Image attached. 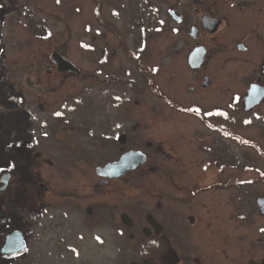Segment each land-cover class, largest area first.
Listing matches in <instances>:
<instances>
[{
  "label": "flooded vegetation",
  "instance_id": "1",
  "mask_svg": "<svg viewBox=\"0 0 264 264\" xmlns=\"http://www.w3.org/2000/svg\"><path fill=\"white\" fill-rule=\"evenodd\" d=\"M96 1L90 0V15L97 20L90 26L97 38L91 43L89 65L73 61L56 47L52 52L69 59L75 69L59 70L50 52L41 76L26 85L32 92L28 104H0V140L6 138L10 166L0 168V264H48L51 253L58 256L66 249L73 254L64 261L71 262L82 245L91 250L92 244L76 243L72 237L78 226L79 230L95 226L85 224L80 206L84 210L89 206L91 220L98 218L95 210L106 206L108 221L99 223L109 224V201L96 198L108 192L107 182L126 180L146 166L154 175L149 195L155 209L151 207L153 215L145 216L151 224L140 227V239L148 241L153 236L161 257L173 246L172 264H216L213 248L228 245L229 231L237 230L239 240L248 239L249 248L253 244L257 248L255 255H247L245 264H264V0ZM22 2L14 0L11 12L21 4L45 5L48 10L63 4V0ZM28 19L23 25L37 40L48 38L45 27ZM34 71L28 68L27 74ZM68 79L77 81V89L68 95L72 102L56 108L55 99L50 98ZM78 94L91 100L89 114L81 101L76 103ZM141 103L151 125L145 146L136 142L138 122L130 117V107ZM110 107L120 120L101 122V111L108 112ZM20 111L28 116L26 128L32 139L31 145L22 143L30 149L23 166L32 168L41 155L39 150L32 155L33 134L38 133L33 126L43 119L41 134L46 136L38 144L44 151L53 150L55 169L65 181L75 171L88 172L86 192L80 189V179L71 187L60 186L39 180L33 170L16 167L24 157L14 147L18 131L10 118ZM63 112L81 115V126L74 122L60 127L56 113ZM35 113L45 119H34ZM121 120L131 124L123 126ZM81 134H91L92 146H102L110 157L93 162L89 167L93 172L80 163L60 171L53 146L58 141L78 146L88 138ZM137 150L146 160L136 168L116 178L96 173L97 166ZM42 222L46 228L39 233L35 226ZM46 233L41 262L32 242ZM212 235L218 239L214 241ZM148 247L149 241L143 242L144 252L149 253Z\"/></svg>",
  "mask_w": 264,
  "mask_h": 264
},
{
  "label": "rangeland",
  "instance_id": "2",
  "mask_svg": "<svg viewBox=\"0 0 264 264\" xmlns=\"http://www.w3.org/2000/svg\"><path fill=\"white\" fill-rule=\"evenodd\" d=\"M91 1L94 3L96 0ZM13 2L14 0H0V104H22L23 106L27 105L29 99L32 98V92L26 89V85H28V82L30 81L35 82L36 76H41L46 63L48 62V55L56 47H59L73 61L78 62L83 66L89 65L88 58L92 49L91 43L96 42L97 38L94 34V27L92 25L90 26V24H94L96 16L90 15V0H63V4L49 10L45 5L41 6L39 4L38 6H30L28 2L31 3V0H23L25 4H29L28 7L26 5L22 7L23 5L21 4L20 6L19 4L18 6H20V8L14 13L11 12V9L13 8L11 4H13ZM96 3L98 4V1H96ZM61 5H63V10L60 7ZM28 14H30L29 17ZM27 18H29L28 20L30 21L38 23L41 29L42 27H45L44 30L46 29L50 34L48 38L45 36L44 38L46 39L41 38V40H37V38L33 36L34 34L23 25L27 24L23 23ZM105 18L109 19V16L106 15ZM108 56L109 55H107V57ZM32 67L35 68V74H27V69ZM76 82L77 81L73 79L65 80L62 89L56 91V93L50 98L55 99L54 106H56V108L57 106L62 108L64 103L72 102L71 97L68 95L74 93V90L77 89ZM20 84L23 86H20ZM103 88L104 87H102V89ZM103 90L105 92V89ZM21 92L25 94L22 95ZM60 93L62 94L60 95ZM99 95H101V89H99ZM78 96L80 100L76 99V103H80L81 101L85 108V114H89L92 110L91 100L83 94L82 96L78 94ZM38 101L42 100L38 99ZM140 101H143V99H140ZM130 109H132L130 117L138 122L139 137H137L136 142L141 146H145L147 135L148 133H151V125L149 124L145 104L141 103L136 105L135 109L133 107H130ZM108 110V112L101 111V122L104 120L110 122H114V119H116V121L120 120V118L115 116L116 110L114 107H110ZM17 113L18 114L14 115L13 119L10 118L13 122L12 125H14L18 131L14 147L20 148L21 156L23 155L25 160L20 158L16 167L18 169L28 168L30 171L33 170L39 175V180L47 179L52 183H58L60 186L62 184V186L71 187V184L76 179H80L82 182L80 189L82 192H86L87 184L85 183V180L89 178L88 172L75 171L72 177H70V181L67 182L65 181V177L61 174L59 175L58 171L55 169L54 161L56 155H54L53 150L44 151L42 149L44 147L40 145V141L42 140V137L46 136V134H41L45 129H43L41 122L43 119H40H45V117L39 113L34 114V119L38 118L40 122L33 126L34 131L39 134H33L34 138H36V145H34L35 148L33 149L32 155H34L36 150H39L41 151L42 157H40V155L39 158L34 160L36 161V165L32 168L30 166H23L28 158L27 151L30 149L23 147L22 143L24 141H28L29 143L32 139H29L31 135L29 134L30 129L26 128L28 124L27 114L23 111ZM56 116L58 117V125H60V127L74 122L78 126H81L82 124L81 115L71 116L68 113L63 112L61 114L56 113ZM48 120H51V122L54 121L50 117ZM123 122H120L123 126L125 124H131L128 120ZM58 125L56 124V126ZM81 135L83 137L87 136L89 139L85 138L84 140H81L78 146L69 145V142L63 141H58L57 144L53 146L55 151L58 152L56 161L60 171H68L69 167L75 168L76 166L79 167L83 165L86 168L88 167V171L93 172V170H89V167L93 162H99L104 158L106 161V159L110 157V155H107V152L105 153L102 146H92L91 141H93V139L91 138V134ZM101 135L102 134H99L98 136L102 137ZM13 136L14 134H12V137ZM0 141L3 146V148L0 149V154L2 153L5 158H0V168L10 167L6 164V162L9 161V154L5 150L6 138H2ZM39 142L40 144H38ZM31 144L32 142H30L29 145ZM2 163H4V166H2ZM146 167L131 173L126 180L116 178L115 180L107 182L108 189L106 192H108L105 195L96 198V201L100 199H108L111 221L109 224L103 225L102 223H99H105L108 221V210L106 206L101 205V208L95 210L98 211V218H94L93 220L88 219L87 208L89 206L86 210H84L85 208L83 206H80L81 215L85 224H87V226L90 224L95 226L85 229L81 225L82 227L80 230V226H78L72 237L76 243L92 244L93 246H91V250H86V247L82 245L77 254H74V259L71 262L64 261V259H71L73 254L67 249L65 252H60L58 256L54 255L56 252L51 253L50 259L47 263L143 264L144 259H147L154 264H162L164 262L167 264L174 263L176 254L171 248L173 246H171L169 248L170 250H167V252L161 257L162 254L158 252L157 241L153 239V236L148 239L149 250H146H148L149 253L144 252V249L142 248L143 242L147 245L148 241L144 238L140 239L142 233L140 227L151 224V218L146 219L145 216L149 214L153 215L152 210L155 209V201H153V198L149 195V192L151 191L150 193H152L153 191V188L150 187L153 183L154 175H152ZM93 177L94 176H92V178ZM142 187H144V189H142ZM40 199H42V195H40ZM152 202L153 204H151ZM140 212L142 216H139ZM143 218H145V220H143ZM74 222H77V218ZM35 227L40 231L39 233H42L46 228V223H39ZM55 231L58 232V229L54 230V232ZM47 235L48 234L46 233L43 238L42 235H40L32 242L34 244L33 252L38 255L41 254L39 257L41 262H43L42 250L47 247V237H49ZM212 238L214 241L218 239L216 235H212ZM229 238L228 245L223 243L216 248L212 247L215 251L213 256L216 260V264H227L228 262H231V264H245L249 253H253V255L256 254V244L252 245L254 247H252L251 250L248 245L249 240H239L237 230H230ZM62 242L65 243L66 241L63 240ZM51 248H53V246ZM57 260H61L62 262L60 263Z\"/></svg>",
  "mask_w": 264,
  "mask_h": 264
},
{
  "label": "water",
  "instance_id": "3",
  "mask_svg": "<svg viewBox=\"0 0 264 264\" xmlns=\"http://www.w3.org/2000/svg\"><path fill=\"white\" fill-rule=\"evenodd\" d=\"M52 62L55 63L57 68L61 71L73 70L75 65L67 58L63 57L57 52H52L49 55ZM146 156L141 151H126L116 161L106 162L103 166L96 167V173L106 178L119 177L126 173L128 169H133L138 166V163H144ZM7 251V250H4ZM143 264H154L148 260H143Z\"/></svg>",
  "mask_w": 264,
  "mask_h": 264
},
{
  "label": "snow or ice",
  "instance_id": "4",
  "mask_svg": "<svg viewBox=\"0 0 264 264\" xmlns=\"http://www.w3.org/2000/svg\"><path fill=\"white\" fill-rule=\"evenodd\" d=\"M58 2H59V0H58ZM262 231H264V229H262Z\"/></svg>",
  "mask_w": 264,
  "mask_h": 264
}]
</instances>
